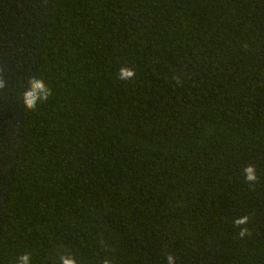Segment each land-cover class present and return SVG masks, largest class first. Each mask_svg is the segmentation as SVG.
Returning <instances> with one entry per match:
<instances>
[{
	"label": "trees",
	"instance_id": "trees-1",
	"mask_svg": "<svg viewBox=\"0 0 264 264\" xmlns=\"http://www.w3.org/2000/svg\"><path fill=\"white\" fill-rule=\"evenodd\" d=\"M0 77V264H264V0H0Z\"/></svg>",
	"mask_w": 264,
	"mask_h": 264
},
{
	"label": "clouds",
	"instance_id": "clouds-1",
	"mask_svg": "<svg viewBox=\"0 0 264 264\" xmlns=\"http://www.w3.org/2000/svg\"><path fill=\"white\" fill-rule=\"evenodd\" d=\"M135 76V70L127 67H122L119 72L120 80H131ZM5 80L0 77V90L5 88ZM51 95V89L43 81V79L38 77H32L28 80V87L25 88L22 93L21 99L24 107L27 110H34L39 102L47 101ZM246 181L251 184L257 180L256 168L254 165H249L243 170ZM234 223L239 225H246L248 223V217L243 216L241 218L235 219ZM248 233L247 228H242L239 235L244 237ZM62 264H76L74 258L67 254H62L60 256ZM168 264H175V257L172 254L167 256ZM17 264H31L30 254H25L19 257ZM104 264H110L109 260H105Z\"/></svg>",
	"mask_w": 264,
	"mask_h": 264
}]
</instances>
